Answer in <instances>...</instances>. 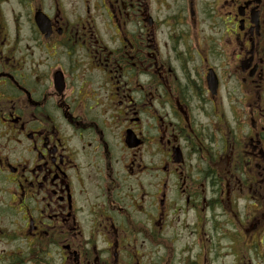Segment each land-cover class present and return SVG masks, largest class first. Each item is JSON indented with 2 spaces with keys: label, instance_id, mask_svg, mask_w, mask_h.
I'll return each mask as SVG.
<instances>
[{
  "label": "flooded vegetation",
  "instance_id": "1",
  "mask_svg": "<svg viewBox=\"0 0 264 264\" xmlns=\"http://www.w3.org/2000/svg\"><path fill=\"white\" fill-rule=\"evenodd\" d=\"M229 259L264 264V0H0V264Z\"/></svg>",
  "mask_w": 264,
  "mask_h": 264
},
{
  "label": "water",
  "instance_id": "2",
  "mask_svg": "<svg viewBox=\"0 0 264 264\" xmlns=\"http://www.w3.org/2000/svg\"><path fill=\"white\" fill-rule=\"evenodd\" d=\"M37 22H38V24H39L40 27L43 26L42 15H40V14L37 15Z\"/></svg>",
  "mask_w": 264,
  "mask_h": 264
},
{
  "label": "rangeland",
  "instance_id": "3",
  "mask_svg": "<svg viewBox=\"0 0 264 264\" xmlns=\"http://www.w3.org/2000/svg\"><path fill=\"white\" fill-rule=\"evenodd\" d=\"M207 33H209V31L207 32ZM231 260L229 259L227 262H228V264H231V262H230ZM216 264V263H215ZM217 264H224L223 262H219V263H217Z\"/></svg>",
  "mask_w": 264,
  "mask_h": 264
}]
</instances>
